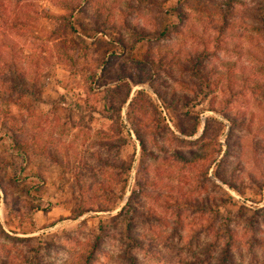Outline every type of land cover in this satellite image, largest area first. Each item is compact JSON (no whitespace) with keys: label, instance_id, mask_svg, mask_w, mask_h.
<instances>
[{"label":"rangeland","instance_id":"rangeland-1","mask_svg":"<svg viewBox=\"0 0 264 264\" xmlns=\"http://www.w3.org/2000/svg\"><path fill=\"white\" fill-rule=\"evenodd\" d=\"M226 1L0 0V264H71L100 228L93 264H128L127 253L138 264H264V0ZM69 14L72 30L55 34L52 17ZM155 48L197 52L198 67L160 77L142 62ZM12 62L24 94L4 89ZM119 69L147 79L125 80L129 100L146 92L181 141L160 140L154 159L143 161L128 101L108 104ZM158 83L173 91L168 111ZM171 117L196 133L179 135ZM111 126L124 145L103 149Z\"/></svg>","mask_w":264,"mask_h":264},{"label":"trees","instance_id":"trees-1","mask_svg":"<svg viewBox=\"0 0 264 264\" xmlns=\"http://www.w3.org/2000/svg\"><path fill=\"white\" fill-rule=\"evenodd\" d=\"M231 2L232 0H227L225 3L227 6L231 7L232 6ZM75 9L76 7H74L70 11V14ZM70 14L67 16L57 15V16L52 17L55 21L63 22V23L59 22L57 27L53 30L55 34H61V33L64 34L68 30V28L72 30V27H70L71 26ZM262 22H263L262 27L264 29V19H262ZM93 24L95 25V27L93 26V29L91 30L95 32H101V30L98 28L99 25H97V22L95 21ZM226 24H227V21L225 24L223 23V25H226ZM77 26L79 27L81 32L82 30L85 31L84 28L82 29V26H79V25ZM125 30H126V27H125ZM127 30L131 32L133 36H137V39L139 41L143 40L142 38H145L144 36L147 35L146 31L143 30L142 28L136 29V28L129 26ZM166 31H167L166 28H163L161 31V36H164ZM64 50H67V47H65ZM69 58H70L69 60H71V57ZM69 60L66 58V62H69ZM145 60L146 58L143 59L142 62L143 63L146 62L147 66H150L153 68L155 67L159 71L160 77H163L164 75L166 77L169 74L173 73V71H170V69H168L169 67H173V66L185 68L186 65L190 64L191 67L188 71H196L198 67L199 54L195 52L192 55L190 54L188 57L186 56L182 57L179 54L173 53L171 51L169 52L166 49L155 48L154 57H151L150 59L146 61ZM69 63L73 64L71 63V61ZM139 64L140 66H144L142 63H139ZM9 65H10V68H9L10 78L9 79L11 80V82H10L9 87L8 85L7 86L4 85L5 86L4 89L6 90V92L7 91L10 92L13 90L15 92H19V94L20 92H22L21 94H24L25 92H27L25 88L26 81L23 79V75L21 74V71L18 69L16 63L12 62ZM115 72L117 73L118 84L115 88L110 89V91H108L107 93L109 94L107 96L108 104L113 106V109H115L118 105V108H116V112H117L119 111V107L128 101L126 118L131 127V131L133 135L139 142L141 153L145 155L143 157V161L145 159L156 158V155L153 153V150L156 148L157 149L162 148V145H160V140L164 142H170L168 141V139H171V141L181 142L180 139L176 137L175 133H173L169 129V127L166 125L165 119L162 116V112L158 109L156 102L152 100L151 97L146 92L139 90L136 92L135 96L129 100L130 88H129V84L126 83L125 80H128L130 83L135 85V84L143 83L144 81H147V79L138 78V75H137L138 73L135 75H131L128 72H123L122 69H119ZM94 74L95 75H93L90 79V83H92L94 78L96 77V73ZM150 88L152 90V93L155 94V96L157 97V101L159 100V102L161 103L160 105H162L167 111H168V108L165 105V101H169V104L174 105L175 101H174L173 91H170V92L167 91V89L164 86H162L160 83L156 85L151 84ZM8 96L9 98H12V96L10 95ZM184 115H186V113H184ZM171 118H172L171 123L174 124L173 126L175 127L179 135L184 136V137H190L196 133L197 128H198L197 124L192 126L191 131H189L188 125H179L178 123H176L173 117ZM117 121H118V117H117ZM107 133L109 134V137H106V141H104L101 144L103 149L113 147L112 144H116V148H119L124 145L123 141H119L121 138L124 139L123 131L121 129L117 130L113 126H111L110 129H108V131L105 134ZM119 137L121 138L119 139ZM113 138L117 140L116 143H114ZM12 140L15 144V148L17 149V151H19L18 152L19 157L22 158L21 159L22 162H25L27 160L26 159L27 157L25 158L26 153L18 149V147L21 144V140L16 136H14ZM98 160L106 164V160H103L100 157L98 158ZM188 164L189 162H186L184 166ZM83 213L84 212H78L77 217L81 216ZM153 218L156 221H159V222L161 221L159 220L158 217L154 216ZM102 234L105 235L106 231L105 230L103 231V228H100L99 234H97L93 239L87 241L85 245L86 246L85 251L81 253L78 256V258L74 260L71 264H93L97 256V253L100 249L99 247L100 243L103 240ZM125 234L127 235V239L131 241L133 246L140 245L138 237H135L132 235L130 226H127L125 228ZM130 248H131V245L127 247V249H130ZM228 255H229V249L225 248L221 254V257L224 260L229 259L230 257ZM126 258L128 260V264H138L137 259L130 253H127Z\"/></svg>","mask_w":264,"mask_h":264}]
</instances>
